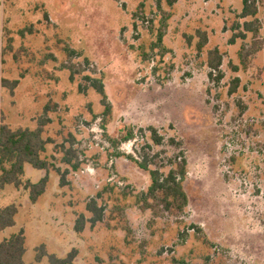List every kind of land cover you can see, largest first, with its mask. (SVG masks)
<instances>
[{"label":"rangeland","instance_id":"obj_1","mask_svg":"<svg viewBox=\"0 0 264 264\" xmlns=\"http://www.w3.org/2000/svg\"><path fill=\"white\" fill-rule=\"evenodd\" d=\"M254 2L240 18L242 0H0V124L46 120L49 140L48 171L25 164L23 185L0 189V208L17 207L0 240L22 228L24 264L73 249L74 264H264V0ZM128 127L135 138L112 144ZM182 158L187 203L166 209L138 162L165 175ZM46 173L33 203L24 183ZM90 200L103 208L94 225Z\"/></svg>","mask_w":264,"mask_h":264},{"label":"trees","instance_id":"obj_2","mask_svg":"<svg viewBox=\"0 0 264 264\" xmlns=\"http://www.w3.org/2000/svg\"><path fill=\"white\" fill-rule=\"evenodd\" d=\"M166 1L170 5L175 2V0ZM242 5L240 18L254 16L256 14L257 8L254 0H242ZM244 28L248 32L251 31L249 22H245ZM202 33H200L203 36L201 42L198 44L199 47H202L207 42L206 34L204 32ZM245 37V32H239L234 34L229 41L232 43L236 38L243 39ZM221 61L222 55L217 48L208 52L207 63L210 68L218 70ZM209 76H212V73H209ZM216 79L218 80V77ZM91 82L92 86L101 94L102 98L105 99L106 94L101 82L96 79ZM16 84L17 81H14L12 86ZM108 111L109 107L105 109V113ZM45 123L46 120H40L35 129L26 127L12 129L6 123L0 124V189H3L6 185H13L15 188L22 186L25 164H30L35 169L48 171L49 163L42 157V153L45 152L46 145L49 142V140L43 137V125ZM149 130L151 131L152 142L156 145L161 144L162 138L157 134L156 130L154 128H149ZM134 138V129L128 127L126 130L122 131L120 138H114L111 141L112 144L117 145ZM128 158L134 160L130 155H128ZM138 164L149 173L151 182L148 187V193L162 195L166 209L173 207L181 210L186 205L187 195L182 185L186 173V161L184 158L179 162H175L176 166L170 169L165 175L161 174L157 169L148 168L146 161L138 162ZM64 175V172L60 175L61 185L64 184ZM48 179L49 177L46 173L36 183H31L30 181L24 183L25 188L29 191V199L31 202H36L38 197L44 193ZM86 208L92 213L89 219L91 225L102 220L103 208L98 207L95 200H90ZM16 213L17 207L15 204H9L0 208V230L15 224L14 217ZM83 225V216H80L75 224V229L80 231ZM25 251V235L24 230L21 228L17 232L12 233L9 237L0 240V264H24ZM75 254L76 250L73 249L66 257L58 258L54 254H46L42 251L36 256V260L40 261L43 256L47 255L49 264H74L73 258Z\"/></svg>","mask_w":264,"mask_h":264}]
</instances>
